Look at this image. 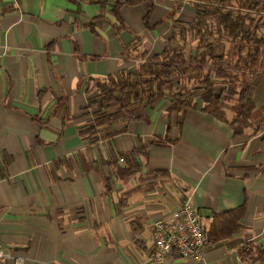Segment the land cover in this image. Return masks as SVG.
Masks as SVG:
<instances>
[{"label":"crops","instance_id":"obj_1","mask_svg":"<svg viewBox=\"0 0 264 264\" xmlns=\"http://www.w3.org/2000/svg\"><path fill=\"white\" fill-rule=\"evenodd\" d=\"M190 22L188 0L124 5L116 30L110 5L83 0H0V242L4 264H246L264 248V107L253 127L231 126L201 110L177 120L169 99L116 135L91 142L85 88L91 78L131 70L137 54L159 52L169 15ZM139 36L137 48L133 46ZM258 101L264 81L256 77ZM262 121V122H261ZM124 127V126H120ZM137 151L138 169L116 175ZM188 200L209 228L212 216L243 207L238 232L209 244L201 263L150 258L152 223ZM253 264H264L257 261Z\"/></svg>","mask_w":264,"mask_h":264},{"label":"trees","instance_id":"obj_2","mask_svg":"<svg viewBox=\"0 0 264 264\" xmlns=\"http://www.w3.org/2000/svg\"><path fill=\"white\" fill-rule=\"evenodd\" d=\"M111 6L117 19L116 30L127 28L120 10L124 5L146 1V27L155 0H83ZM194 17L190 22L169 15L171 34L159 52L137 54L140 63L104 78L87 82L86 122L80 135L91 142L106 139L123 131L134 121L147 120V108L162 98L169 99L168 111L177 113L180 122L186 112L204 98L201 110L227 122L235 135L253 127L258 101L256 77L264 81V0H188ZM133 46L141 41L135 36ZM259 91V90H258ZM262 122V121H261ZM124 126V127H120ZM133 150L126 166H116V175L126 176L138 169ZM243 217V207L217 213L206 228L208 243L217 244L234 236ZM241 248L246 264L264 261V248Z\"/></svg>","mask_w":264,"mask_h":264},{"label":"built area","instance_id":"obj_3","mask_svg":"<svg viewBox=\"0 0 264 264\" xmlns=\"http://www.w3.org/2000/svg\"><path fill=\"white\" fill-rule=\"evenodd\" d=\"M151 238L150 258L158 262L175 254L201 263L209 245L201 216L188 200L180 202L168 217L153 221ZM7 258L0 242V264Z\"/></svg>","mask_w":264,"mask_h":264}]
</instances>
